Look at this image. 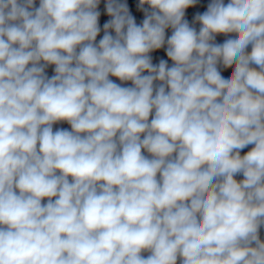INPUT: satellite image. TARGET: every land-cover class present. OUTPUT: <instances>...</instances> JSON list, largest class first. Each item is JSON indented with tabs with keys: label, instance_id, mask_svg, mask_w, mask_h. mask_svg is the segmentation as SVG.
<instances>
[{
	"label": "clouds",
	"instance_id": "clouds-1",
	"mask_svg": "<svg viewBox=\"0 0 264 264\" xmlns=\"http://www.w3.org/2000/svg\"><path fill=\"white\" fill-rule=\"evenodd\" d=\"M196 3L0 0V264H264V0Z\"/></svg>",
	"mask_w": 264,
	"mask_h": 264
}]
</instances>
